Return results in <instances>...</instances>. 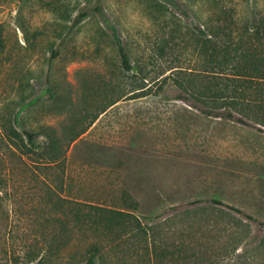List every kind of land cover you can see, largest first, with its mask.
<instances>
[{"label":"rangeland","instance_id":"1","mask_svg":"<svg viewBox=\"0 0 264 264\" xmlns=\"http://www.w3.org/2000/svg\"><path fill=\"white\" fill-rule=\"evenodd\" d=\"M263 99L264 0H0V264H264Z\"/></svg>","mask_w":264,"mask_h":264},{"label":"trees","instance_id":"2","mask_svg":"<svg viewBox=\"0 0 264 264\" xmlns=\"http://www.w3.org/2000/svg\"><path fill=\"white\" fill-rule=\"evenodd\" d=\"M115 43H116V47H117V51H118V55H119L122 67L124 69H129L130 68L129 57H128L127 51L125 50V48L123 46V43H122L121 39L119 37H116L115 38ZM251 64H252V66H251ZM254 67H256V65H255V63H253V61H251L250 64L248 66H246L245 68H254ZM116 100L111 101V103H109L106 107H108L109 105L113 104ZM262 102H264V99L262 100ZM23 107H21L20 109L17 110V112L15 114V123L18 126V128H20V131L24 135L26 143H28L29 145H31V147H33V146H35L34 141L36 140L37 133L34 132V131L23 129L21 127L20 122L18 121L19 114H20V112H21ZM106 107H104L100 112H103L106 109ZM204 112H207L208 114L212 113V111H208V110H204ZM224 115H226L227 117H231L232 116L229 112H225ZM92 122H93V120L92 121H88L85 124V131L91 125ZM76 136H78V134L74 135L73 137H70L68 140L66 138H64V141H63V139L59 135H57L56 133L54 135H49V138H48L47 142L43 145V147H42V149H41V151L39 152L38 155H41V157H44L45 159H50L52 161L60 160V156L63 155V153L65 151V147H63V145H64L63 143L65 142V144L67 146L69 144V142L71 140H73ZM17 146H19V144H17ZM21 146L26 147L25 144H23ZM210 200L212 202H214V203L223 204L222 201H220V200H218L216 198H212ZM225 206L228 207V208L234 209V210H236V211H238L240 213H243L242 211H240L239 209H237V208H235L233 206H227V205H225ZM246 216L250 217V215H248V214H246ZM94 255L95 254L89 255L86 264H94ZM31 260H33V259H30V261Z\"/></svg>","mask_w":264,"mask_h":264}]
</instances>
